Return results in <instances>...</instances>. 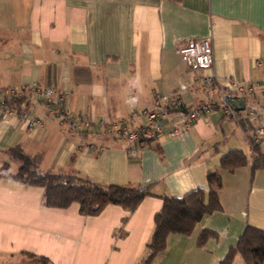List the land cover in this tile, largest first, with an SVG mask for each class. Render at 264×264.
<instances>
[{"label": "crops", "instance_id": "0c3cea01", "mask_svg": "<svg viewBox=\"0 0 264 264\" xmlns=\"http://www.w3.org/2000/svg\"><path fill=\"white\" fill-rule=\"evenodd\" d=\"M210 38L217 86L205 89L181 63L187 40ZM264 82V0H0V87L35 85L66 96L85 120H126L151 107L156 94L180 97L187 108L220 100V88ZM261 88L239 100L258 106ZM234 97V93H230ZM21 109L42 128L0 110L3 151L20 147L39 157V170L75 172L101 185L148 188L129 214L107 206L98 216L46 208L43 190L0 177V264H138L146 255L160 197L181 198L206 188V174L231 151L251 157L248 134L219 112L197 120L176 138H160L135 157L130 146L104 135L74 134L26 100ZM174 117L168 124L180 125ZM264 125V119L262 121ZM256 128L255 125H252ZM260 148L264 152V137ZM222 182L221 211L204 217L190 236L170 235L152 264H219L245 227L264 230V169L249 166ZM123 220H126L123 223ZM203 231L217 235L197 247ZM232 264H245L237 255Z\"/></svg>", "mask_w": 264, "mask_h": 264}, {"label": "trees", "instance_id": "16d2710c", "mask_svg": "<svg viewBox=\"0 0 264 264\" xmlns=\"http://www.w3.org/2000/svg\"><path fill=\"white\" fill-rule=\"evenodd\" d=\"M20 101H6L4 106L11 110H20ZM248 134L251 157L241 151H231L219 160L218 169L227 172L249 166L251 171L264 169V152L259 144L253 143L256 128L246 120L237 123ZM10 162H16L17 168L11 171L8 163L0 167V177L14 180L24 185L39 187L43 190L42 203L46 208L65 210L76 204L81 216H98L107 206H117L132 214L140 203L152 196L148 188L135 185H101L75 172L54 173L39 170V157H31L20 147L3 151ZM217 170L206 174V188L187 193L181 198L160 197L161 210L153 218V230L146 245V255L138 264H152L157 255L166 248L170 235L190 236L196 225L207 216L221 211L219 194L222 182ZM126 220H123V223ZM217 235L203 231L197 239V247H203L208 239ZM239 255L245 264H264V230L245 227L237 242L231 246L225 258L219 264H232ZM34 258L38 264H49L43 257Z\"/></svg>", "mask_w": 264, "mask_h": 264}, {"label": "built area", "instance_id": "2783aa9c", "mask_svg": "<svg viewBox=\"0 0 264 264\" xmlns=\"http://www.w3.org/2000/svg\"><path fill=\"white\" fill-rule=\"evenodd\" d=\"M181 63L192 74L194 82L200 81L205 89H213L217 82L212 68L214 64L213 50L210 38L185 41L178 49ZM255 88H261L258 106L242 109L239 100L252 95ZM229 91L220 88V100L216 103H200L194 108H187L180 97L156 94L150 108L142 110L135 118L142 119L138 126H132L126 120L108 121L105 119L85 120L75 115L68 107L66 96L51 88H39L35 85L20 88L0 87V110L4 109L6 101L27 100L33 105H41L47 116L66 124L74 134H92L108 136L112 140L125 142L130 146V154L135 157L149 144L160 138H176L188 131L199 119L206 118L213 112H219L223 117L238 123L246 120L256 126L254 144H259L264 137V82L261 84L243 85L231 84ZM234 93V97L230 93ZM8 116L26 122L28 128H42L41 118H30L28 109L8 110ZM177 117L180 125L168 129L171 120Z\"/></svg>", "mask_w": 264, "mask_h": 264}]
</instances>
